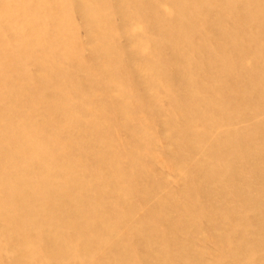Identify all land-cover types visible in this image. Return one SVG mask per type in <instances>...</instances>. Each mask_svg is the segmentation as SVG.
I'll return each mask as SVG.
<instances>
[{
	"label": "bare ground",
	"instance_id": "bare-ground-1",
	"mask_svg": "<svg viewBox=\"0 0 264 264\" xmlns=\"http://www.w3.org/2000/svg\"><path fill=\"white\" fill-rule=\"evenodd\" d=\"M262 113L264 0H0V264H264Z\"/></svg>",
	"mask_w": 264,
	"mask_h": 264
},
{
	"label": "rangeland",
	"instance_id": "rangeland-1",
	"mask_svg": "<svg viewBox=\"0 0 264 264\" xmlns=\"http://www.w3.org/2000/svg\"><path fill=\"white\" fill-rule=\"evenodd\" d=\"M71 27L72 29L74 30V37L79 41V42H82L83 44V47L81 48V53H80V56L85 59L86 61L90 60V54H91V50L90 48L88 47L87 45V42H88V35H87V28L88 26H86V24H83L82 21L80 20V18L78 17V15L74 16L72 22H71ZM83 33V34H82ZM218 35V34H217ZM83 36V37H82ZM212 36V35H211ZM216 37V35H215ZM126 37H124L123 35L121 36H118L117 39L114 41L115 44H119V45H123L127 42V40L125 39ZM85 42V43H84ZM117 44V45H118ZM87 45V46H86ZM84 49V50H83ZM165 54L168 55V57L170 56V53L168 50H165ZM166 58V57H165ZM130 58H127V60H121V62L123 63H126L128 62ZM166 60V64L169 65V62L167 61V58L165 59ZM164 60V61H165ZM95 61V60H94ZM93 61V62H94ZM96 62V61H95ZM94 62V63H95ZM130 76H133L132 78H127L126 82H127V85L130 86V88L128 89V93L129 95L133 96V97H136V93H141V89H140V85H135V82L136 80L134 79V77H137L136 75H133L131 74ZM106 83H107V86H103L102 85V89L106 92V93H110L111 90L115 89L116 88V85L114 83V81H111L108 82L107 79L105 80ZM106 83L104 82L103 84L106 85ZM163 89L162 88V95H163ZM161 90V89H160ZM172 93V94H171ZM171 94V95H169ZM169 94H167L165 97H163V102L162 104L165 106L166 103L168 101H170V99L174 98V97H177L178 94H180V92L178 93L177 89L174 88L173 91H171ZM161 104V103H160ZM152 106V107H151ZM148 110L146 111V114H148L149 116H151V118L153 119V121H155V117H157V112L158 111V106L156 104H153L151 105ZM148 107V106H147ZM154 107V108H153ZM261 118L264 117V114L262 113L261 114ZM118 119H120V117H117ZM250 122V118H246V117H240V120H239V123H237L238 126H243V125H246V124H249ZM224 126H219L218 128H223ZM217 128V129H218ZM157 129V133L159 134L160 131H158V128L156 127ZM119 133H115L113 132L112 133V140H114V142H120L124 137H125V131L121 130V131H118ZM166 150V149H165ZM165 150H163L165 152ZM140 199V198H139ZM145 200H148V201H153V206H154V202L156 200V198L153 197V195L151 196H147L146 198H143V199H140V205L142 207H145L146 205H144L141 201H145ZM140 212H142V210H140ZM144 213V212H142ZM136 215H138V213L136 212Z\"/></svg>",
	"mask_w": 264,
	"mask_h": 264
}]
</instances>
